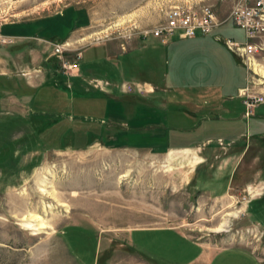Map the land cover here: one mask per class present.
I'll return each mask as SVG.
<instances>
[{
    "label": "rangeland",
    "instance_id": "1",
    "mask_svg": "<svg viewBox=\"0 0 264 264\" xmlns=\"http://www.w3.org/2000/svg\"><path fill=\"white\" fill-rule=\"evenodd\" d=\"M175 5H209L223 19L232 0H0V81L10 76L17 86L12 96L1 93L6 84L0 91V111H10L0 112V264H154L126 237L133 228L160 226L179 228L205 257L241 246L264 264V102L246 114L237 89L246 69L224 43L243 41L244 33L228 19L187 41L133 50L152 39L143 30L162 24ZM110 66L123 79L117 84L108 79ZM255 71L260 92L264 75ZM73 80L79 91L66 89ZM126 81L142 91L123 90ZM106 90L121 96L115 99L125 111L142 101L165 104L157 114L199 125L186 142L200 144L174 152L164 135L153 148L126 135L110 144L99 124L82 133L78 127L104 116L113 94ZM191 111L196 118L185 117ZM133 237L165 264L198 250L175 232ZM222 261L247 264L240 256Z\"/></svg>",
    "mask_w": 264,
    "mask_h": 264
},
{
    "label": "crops",
    "instance_id": "2",
    "mask_svg": "<svg viewBox=\"0 0 264 264\" xmlns=\"http://www.w3.org/2000/svg\"><path fill=\"white\" fill-rule=\"evenodd\" d=\"M68 35H69V33L67 34V36ZM37 36H40V35H37ZM22 37L25 38V40H26V38L27 39L30 38V37H26V36H22ZM151 38L152 39H147L148 42H145L143 44H140V41H136L137 43L135 44L133 50L139 49L141 46H144L146 43L151 44L152 46L156 45L157 43H160L162 45H169L170 43H173L174 41H178V40L187 41L189 39H192L191 37L181 38V37L177 36L175 38L174 36L173 37L171 36L163 42V41H160L158 38L156 39L152 36H151ZM217 39H219V38L217 37ZM54 40H58V39L56 37H54ZM234 55L237 57V59L241 63L239 57L236 54H234ZM92 67L94 68L95 65H92ZM78 70H79V68H78ZM91 70H94V69H89V71H91ZM112 70H113L112 66H110L109 71L107 72V74L109 75L108 79L110 81H114L115 83L116 82L119 83L121 80H123V79H118L120 76H115V74H114V76H115L114 77L113 76L114 72H112ZM141 72L143 73V71H141ZM2 73L6 74V72H4V71ZM92 74L93 73H91V75ZM120 74H123V77H124L123 72H121ZM111 77L114 80H112ZM88 78L92 79V78H98V77L89 75ZM4 79H5V83H3V80L0 81V91H1V87L4 86L3 84H6V87H4L5 91H1V93L6 92L7 95H9V96L14 95L15 90H17V86L15 84V81L13 82V78H11L10 76H5ZM74 80L72 81L73 86L71 88H69V87L66 88V89H68V91H72V92H74L75 90L79 91V89L75 88L76 82ZM142 80L146 84V86H149L152 88L151 90L155 91V89L158 87V85L155 82H153L149 79H142ZM90 82L92 83V81H90ZM106 83L109 84V82L107 80H106ZM110 84H112V83H110ZM42 87H43V83L40 86H38L36 89H39V88L41 89ZM198 87L202 88L201 86H198ZM242 87H243L242 85L237 86L238 91ZM25 89L26 88H24L23 90H25ZM94 89L95 88L90 89V90H94ZM106 91H107L106 94L109 92H111V93L113 92L111 90H109V91L106 90ZM1 93H0V95H1ZM29 95H27V97H26L27 102H30L28 99ZM108 95H110V94H108ZM116 97L119 98L121 96L115 95L113 92L112 96L111 95L108 96L107 97L108 99L105 100V108H104L105 114H104V116L91 118V119H94V120H92L94 122L86 121L88 123H87V126L84 127L85 129L80 128V127H78V129H81L82 133H85L87 135V131H89V133H91L90 131L95 132L93 129H95V127H97L99 124V126L101 125L102 128H104L105 133L110 135L109 136V139L111 142L110 144L117 142V140L115 139L114 136L126 135L127 137H129L131 139L144 138L146 140H151V143L147 142V144L145 146L146 148H149V147L153 148L155 146H159L160 143H158V142H159L160 136L164 135L166 137L167 146L172 147L170 150H172L174 148L173 149L174 152L176 151L175 149L180 148V150L183 151V149L188 150L189 148H192V146H196L197 144H200V143H196L195 145H190L189 143L186 142V140H188L189 135H191L194 130L199 131L201 129V127L199 125L195 126V127H186V126L181 125L178 122L174 123V121H176V119H181V117H177L175 120H173V121L171 120V122H170L169 121L170 118L172 119L171 116H169L167 114L166 115H158L157 114L158 108L165 109V104L156 107L153 103L148 104V102L142 101L141 104H136V106L132 110L125 111V109L123 107L124 104L122 102H118L116 100L117 99ZM118 100H120V99H118ZM206 101L207 100L204 99V102H206ZM180 102L190 103L191 110H192V107L196 108L194 106L196 104V102H192L191 100L184 99L183 101H180ZM0 103H1V101H0ZM163 103H165V102H163ZM218 107H220V106L213 107L212 109H216ZM222 108L225 110H229L227 107H222ZM0 112L2 114H9L10 113L9 110L4 111V112L0 111ZM185 113H186V111H185ZM191 113H190L191 115L187 114L185 117L186 118H193V117L196 118V116L193 114L194 111H191ZM30 118L32 119L31 115L29 114L27 120ZM116 125H118V126H116ZM83 126H85V125H83ZM114 127H116V128H114ZM126 127H131V128L136 127V129H134V131H129L131 129L127 130ZM113 128H114V130H113ZM174 140H179V142H182V143L177 144V143H175ZM208 140H209V138L205 137V140L203 141V143L207 142ZM139 148H141V147H139ZM162 230L168 231V232H175L179 236L186 238L185 240H188L190 243H193L198 247L197 253L195 255H193L192 257H190L189 259L183 260L181 262H172V263L169 262L168 264H191V263L192 264H216V263H214V262H216L215 261L216 259L219 260V261H217V262H219V264H224L225 261H222V260H224L225 258H226V260L227 259H233L235 256H236V261L238 260V256H240L246 261L247 264H261V261L259 260V258L257 257V255L253 251L247 250L241 246H231V247H227L224 249H220V250L216 251L215 253H212L210 256L205 257V253H204L205 248H203V246L201 244H199L197 241L191 239L187 234L182 232L179 228L174 227V226L133 228V229H131L130 232L127 233L126 242L128 244H130L129 245L130 248H133L137 252V254L141 255L142 257H145L146 259H149L150 261H153L154 264H165L163 262L165 260H154V258L152 257L153 256L152 254L144 253L140 249L142 246V243L136 242L134 237H133V234L136 231H152V232L156 231L157 232V231H162Z\"/></svg>",
    "mask_w": 264,
    "mask_h": 264
},
{
    "label": "built area",
    "instance_id": "3",
    "mask_svg": "<svg viewBox=\"0 0 264 264\" xmlns=\"http://www.w3.org/2000/svg\"><path fill=\"white\" fill-rule=\"evenodd\" d=\"M228 19H231L244 33L243 41L226 39L224 43L239 57L246 69V84L239 93L244 97L243 103L248 115L253 107L264 102V90L256 92L254 89L257 81L254 80L256 71L253 68L255 63L259 64L260 59L264 61V0H232L230 10L223 19H219L209 5L199 7L175 5L165 13L162 24L150 30H143V35H152L164 42L175 33L181 38L194 36L196 31L207 34ZM0 40H2L1 37ZM63 47L55 44V52L61 53ZM260 83L264 84V78ZM141 85V83L126 81L121 87L129 92L137 90L141 92L143 89Z\"/></svg>",
    "mask_w": 264,
    "mask_h": 264
},
{
    "label": "bare ground",
    "instance_id": "4",
    "mask_svg": "<svg viewBox=\"0 0 264 264\" xmlns=\"http://www.w3.org/2000/svg\"><path fill=\"white\" fill-rule=\"evenodd\" d=\"M200 6V5H199ZM260 65L259 64H257V63H255L254 64V69L255 70H259L263 75H264V68L263 67H259ZM185 151H189V150H185ZM190 163H192L193 165H195L196 163H197V160L195 159V160H190ZM40 224L41 225H45V223L44 222H40ZM27 225L28 226H33L31 223H27ZM35 226V225H34Z\"/></svg>",
    "mask_w": 264,
    "mask_h": 264
}]
</instances>
